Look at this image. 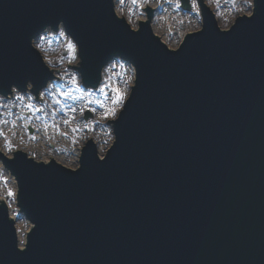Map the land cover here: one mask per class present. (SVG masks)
<instances>
[{"label":"water","instance_id":"obj_1","mask_svg":"<svg viewBox=\"0 0 264 264\" xmlns=\"http://www.w3.org/2000/svg\"><path fill=\"white\" fill-rule=\"evenodd\" d=\"M205 9L170 50L146 25L128 34L109 0H0V93L50 79L28 39L60 20L85 86L114 55L138 69L105 161L90 140L76 173L20 153L7 165L37 228L18 253L0 210V264H264V0L227 34Z\"/></svg>","mask_w":264,"mask_h":264},{"label":"clouds","instance_id":"obj_2","mask_svg":"<svg viewBox=\"0 0 264 264\" xmlns=\"http://www.w3.org/2000/svg\"><path fill=\"white\" fill-rule=\"evenodd\" d=\"M109 2L114 21L128 34L138 35L146 25L151 37L152 31L163 33L169 48L181 49L180 45L185 43L183 36L186 29L201 33L205 28L203 0ZM257 2L210 0L209 8L214 11H204L215 29L220 34H227L241 18L254 17ZM141 20L146 23H137ZM28 48L50 74V79L39 89L34 90V84L29 80L22 89L13 84L7 92L0 93V210L6 222L11 224L18 253H25L28 249L29 234L34 232L37 224L23 210L20 184L7 165L20 153L35 166H57L51 162L47 165L40 163L35 151L25 154L19 150L20 147L35 148L41 137L45 143L54 145L48 149L49 153L75 169L69 173L81 169L83 150L92 137L96 141L95 144L91 143V147L97 161H105L117 142L115 125L131 101L138 80L137 66L122 55H114L96 69L95 87L85 86L80 44L63 20L57 21L54 26L45 25L31 35ZM162 48L168 53L178 51ZM85 112L92 115L85 117ZM106 118L107 123L100 122ZM29 128L33 130L31 134ZM78 144L83 145L79 152L76 150ZM97 148L100 149L99 158ZM59 168L65 170L64 167Z\"/></svg>","mask_w":264,"mask_h":264},{"label":"rangeland","instance_id":"obj_3","mask_svg":"<svg viewBox=\"0 0 264 264\" xmlns=\"http://www.w3.org/2000/svg\"><path fill=\"white\" fill-rule=\"evenodd\" d=\"M189 2H191V0H189ZM209 3H210V0H203V4H205L206 5V7H208V9L212 12V11H214V9H211V8H209ZM147 11V10H146ZM143 20H141V21H137V22H142ZM196 31V30H195ZM194 30H188V29H186L185 30V32H184V34H190V33H193V32H195ZM152 33L156 36V37H158L159 39H160V41L164 44V45H166L167 47H168V44H167V42H166V40H165V38H164V35H163V33H158V32H156V31H152ZM162 38H163V40H162ZM183 39H184V36H183ZM169 48V47H168ZM170 50H176V48H169ZM69 67H71V66H69ZM54 79H58V77H53ZM92 87H95V85L94 86H92ZM86 113V112H85ZM84 113V114H85ZM90 113V112H89ZM90 115H92V113H90ZM97 119H100L99 117H97ZM107 121H108V119L106 118V119H102V120H100V122L101 123H107ZM29 134H31L32 133V129L31 128H29ZM94 144H95V138L94 137H92L91 139H90ZM39 142V141H38ZM38 142H37V144H38ZM80 146H81V144H78L77 146H76V150L78 149L79 150V148H80ZM50 147H54V145H52V143H48V144H46L45 146H44V148L43 149H41L40 151H36L35 149H33V148H27V149H25V148H23V147H20V149L19 150H21V151H24L25 152V154H27L28 152H31V151H35L36 153H37V157H36V159H38L39 161L40 160H45L46 158V156H48V157H54L55 155L54 154H51V153H49L48 152V149L50 148ZM97 155H98V157H100V149L99 148H97ZM51 160H54L56 163H58V164H60V165H62V166H64V167H66V168H69L70 169V167L69 166H67V165H65V164H63L62 163V161H56L55 159H52V158H49V159H47V161H51ZM1 202H2V200H0Z\"/></svg>","mask_w":264,"mask_h":264},{"label":"bare ground","instance_id":"obj_4","mask_svg":"<svg viewBox=\"0 0 264 264\" xmlns=\"http://www.w3.org/2000/svg\"><path fill=\"white\" fill-rule=\"evenodd\" d=\"M163 35H164V34H163ZM162 40H163V38H162ZM48 143H51V142H47V143H45L44 140H43V137H41V140L38 142V144L36 145V147L33 148V149H35L36 151H40V150L43 149L44 146H45L46 144H48ZM77 152H78V149H77ZM45 158H46L45 160H47V159H49V158H52V159H55L56 161H61V158L58 157V156H54V157H48V156H46Z\"/></svg>","mask_w":264,"mask_h":264}]
</instances>
